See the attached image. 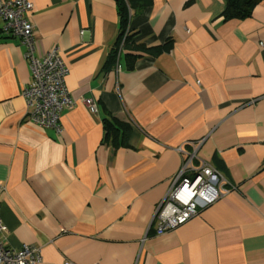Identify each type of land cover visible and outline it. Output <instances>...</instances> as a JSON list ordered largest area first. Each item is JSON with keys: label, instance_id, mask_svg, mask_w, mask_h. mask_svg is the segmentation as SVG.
I'll return each mask as SVG.
<instances>
[{"label": "crops", "instance_id": "obj_1", "mask_svg": "<svg viewBox=\"0 0 264 264\" xmlns=\"http://www.w3.org/2000/svg\"><path fill=\"white\" fill-rule=\"evenodd\" d=\"M29 1L34 55L57 51L74 105L59 132L25 118L26 47L0 37L3 245L36 246L39 264H264V0L243 18L225 0H149L126 29L159 51L119 42L113 60L115 0ZM108 117L128 130L107 135ZM185 163L226 190L157 234Z\"/></svg>", "mask_w": 264, "mask_h": 264}, {"label": "built area", "instance_id": "obj_2", "mask_svg": "<svg viewBox=\"0 0 264 264\" xmlns=\"http://www.w3.org/2000/svg\"><path fill=\"white\" fill-rule=\"evenodd\" d=\"M31 8L29 0H0V37H17L26 47L31 80L22 90L26 106L25 118L41 127H51L59 132L61 111L74 105L65 85L68 67L55 49L42 56L34 55L32 25L26 17ZM127 33L126 29L120 39V48ZM83 101L90 112L95 111V104L91 99ZM187 168V163L181 167L154 212L157 234L184 223L197 214L199 207L210 204L226 190L224 181L211 166L204 164L190 175H184ZM2 228L0 216V230ZM40 260L39 249L34 245L23 243L18 248H9L0 241V264H39ZM62 264L74 263L67 260Z\"/></svg>", "mask_w": 264, "mask_h": 264}, {"label": "trees", "instance_id": "obj_3", "mask_svg": "<svg viewBox=\"0 0 264 264\" xmlns=\"http://www.w3.org/2000/svg\"><path fill=\"white\" fill-rule=\"evenodd\" d=\"M261 0H225V8L223 10V15L225 18H243L248 16L251 13L252 8ZM118 15H119V28L120 33L117 40L116 48H113L110 56L111 59H115L118 56L119 51V42L126 31L127 23L129 18L132 14L140 12L144 6L149 2V0H115ZM132 34L130 35L129 32L125 36L123 48L128 49H136L141 50L149 53H153L154 51H159L158 46L154 47H147L144 44H135L132 41ZM131 59H135V57L130 56ZM127 56H125V60ZM131 65V64H129ZM105 128L107 129V135H112L116 131H119V128L122 129L123 133L128 130V125L125 123H119L116 119L112 117L105 118L104 121ZM119 124H122L121 126Z\"/></svg>", "mask_w": 264, "mask_h": 264}]
</instances>
